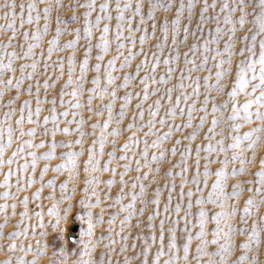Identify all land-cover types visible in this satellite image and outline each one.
Returning a JSON list of instances; mask_svg holds the SVG:
<instances>
[{"label": "snow or ice", "instance_id": "6c2138e0", "mask_svg": "<svg viewBox=\"0 0 264 264\" xmlns=\"http://www.w3.org/2000/svg\"><path fill=\"white\" fill-rule=\"evenodd\" d=\"M196 0H180L178 6L175 7V12L172 18L165 16L162 22L158 21L157 12L163 10L168 13L174 8V0H150L147 4L146 15L144 12L145 3L143 0H103L97 5L96 0H85V3H79L76 0L71 5L72 16L68 19L72 22L77 21L76 10L79 8L86 9L83 12V38L86 41V46L83 50V59L77 61L78 42L81 39L80 28L70 29L66 20H61L57 15L55 36L47 42V55L42 50L37 55L35 49L41 47L44 36L49 29V13L52 11V5L45 4L43 8V17L37 4L32 0L25 4L21 2L17 4L16 0H3L0 3V34L6 37L7 42L0 41V102H3L6 94L12 93V98L7 100L6 110L4 111V120L0 121V170L7 165V171L4 173L3 181L0 182V187L5 190L0 192V198L8 201L12 200L11 216L16 215L17 203L23 205V211L20 212V219L13 226L14 230L4 233L3 229L9 222V214L7 209L9 204H0V213H4V223H0V253H3L6 258L0 260V264H13V254L17 251L32 252L33 247L29 243L26 247L23 243L17 244V238L23 236L28 238L29 235L35 237L37 235L36 228L43 229L45 227L42 210H36L33 215L39 218L38 224H24V219L29 216V189L35 184L39 187L31 193L33 201H39L45 187L53 189L45 197L48 200L56 201L54 192L56 180L49 179L45 181L44 177L49 171V164L45 163L39 171L37 178L36 172L38 163L41 160L51 161L59 159L61 163L56 164L52 171L55 173L67 172V178L60 183L61 196L56 203L48 209L49 216H56V223L52 225L53 230L59 228L61 220H67V215L72 211V203L76 192L78 191L76 182L81 179L83 173V187L79 189L83 194L80 196L78 203L86 210L85 214L88 217V228L86 234L89 237L93 236V229L97 225L108 224L107 234L99 235L95 241L84 242L85 252L95 251L97 247H101L102 251L98 253V259H93L89 252V259L80 261L78 264H113L112 256L116 252L115 246L119 244V254H123V264H132L136 260L135 255L129 256L126 253L129 250V238L131 237V229H141L142 220L146 211L147 225L149 229H154L156 226L152 223L157 217L159 220V236L160 243L151 264H160L161 257L168 258L163 261V264H191L189 260V252L192 241L194 239L192 228H198L195 232V239L199 241L196 245L193 260L195 264H264V260L259 259V249L264 241L261 240V233L264 232V225L257 227V221L253 220L251 231H248L244 225L248 224V217L256 215L253 209L257 212L261 205H264V157L258 162V168L254 173L249 172V168L257 163L256 150L261 144H264V0H221L219 10L217 11V0H213L209 4L208 0H203L202 6L199 8V21L196 26V31L201 33L200 37H196V31H192L191 35L196 37L197 43H192L187 47V51L181 53L180 47L187 45L189 39L191 22L193 20V10L196 8ZM55 7L59 10L64 5L57 3ZM99 8V14L95 17V23L90 19L93 12ZM249 8L252 9L249 12ZM19 9V11H17ZM115 11L116 32H115V54L107 60L106 65L102 63L105 55L110 51L109 39V24L105 23L101 29V21H111L113 19L112 11ZM185 10L187 16L185 17ZM211 10V12H210ZM25 11L27 15H25ZM35 13V14H34ZM126 13H128L126 15ZM139 17L137 21L136 18ZM43 18V28L39 27V22ZM250 18V19H249ZM182 19L188 21L187 24L182 23ZM221 20L223 21L221 23ZM209 21L215 23V28L208 30V35L204 36V25ZM19 22V28L17 27ZM150 22V23H149ZM35 25L34 30L26 28L25 25ZM61 24L64 25L63 29ZM135 24V27L133 26ZM251 24V28L246 26ZM161 33L157 37L158 30ZM149 27L151 34H149ZM100 32L99 42L95 45L92 43L93 31ZM63 31L74 33V38L67 40L61 46L60 38ZM125 32L127 34H125ZM183 33L180 38V33ZM8 33H11L10 35ZM137 33L140 35L137 37ZM243 33V35H240ZM20 36L21 41H17ZM171 36V46L168 45L169 37ZM137 39L139 40V49L137 50ZM158 42L152 45L151 55L149 50L145 48L146 43L151 40ZM257 42L259 51L257 54ZM26 45V47H25ZM21 50L18 53L15 49ZM99 49V53L95 59L98 61L94 65H90V57L93 48ZM165 47H169L168 55L164 56ZM13 48L12 51H7ZM202 49V51H201ZM65 50H70L67 55V79L61 85L59 90V107L63 111H58L57 98L54 96L51 100L40 99V81L38 72L39 68H43V75L48 77L43 82L45 92L48 89H55L57 83L65 76V57L58 53ZM57 54L55 60L52 59L53 54ZM191 54V55H190ZM183 55V65L180 67L179 83L174 87L181 90H186L192 87V92L183 91L178 93L175 98V103L172 102L174 87H166L163 90L156 85H166L173 80V73L176 68L173 67L180 61ZM163 59L161 60V57ZM123 57V59H120ZM142 57L133 68V61ZM239 57L236 64L237 71L232 77V66L235 58ZM199 58V62L197 59ZM5 59L7 62H5ZM213 62L209 66L208 61ZM24 61L20 63L17 69L15 61ZM30 61V62H29ZM51 61V63H50ZM119 61V69L117 62ZM161 62L166 65V71L157 78V69ZM227 66V67H226ZM78 67V75L76 74ZM127 69V71H125ZM213 69L215 72L213 73ZM258 69V70H257ZM51 70V71H49ZM93 70L95 75L90 80V87H86L89 83L87 74ZM208 71V75L203 77L204 92H201L200 77L193 76L194 72ZM19 71V75H17ZM119 71L120 75L117 74ZM143 72V75L141 73ZM187 73V75H185ZM250 73V75H249ZM122 82L117 83L121 79ZM55 79H52V77ZM214 76V79H213ZM231 79L230 90L227 91L228 100L217 104V97L213 96V91L217 96H223L228 88V81ZM36 80V108L33 111L31 99H25L22 105L17 109L16 101L21 94L26 92L29 97L33 93V85L28 84L27 88L23 85L25 81ZM192 81V85L186 81ZM133 82H137L135 86L142 88L141 92L132 91ZM151 87V91L149 90ZM249 88L251 91H249ZM123 89L124 94L118 96L119 90ZM243 94L246 98L243 103L239 101V96ZM137 100L134 108L131 102L134 98ZM203 95V100L199 98ZM68 96L71 99L65 101L64 97ZM150 96H158L153 104H149L145 109V102ZM167 97V104L170 105L164 109V114L160 115L161 99ZM192 97H196L192 103H187ZM122 101L119 104V110L114 111L117 100ZM73 100L75 103H73ZM99 100L98 104L94 101ZM107 102H104V101ZM185 102V107H181V101ZM50 103L52 107L48 109L49 115H45L41 121L40 116L43 111L42 105ZM200 107L197 108L196 104ZM65 105H67L65 107ZM211 105V113L209 112ZM230 105L231 111L226 112ZM255 106V110H253ZM27 109V124L33 125L25 129L24 112ZM185 109L187 117L185 118ZM19 110L20 116L12 126V116ZM132 115L124 126V121L128 118V112ZM145 111H147L148 119L145 120ZM90 115L85 117L84 113ZM103 120L96 119L88 125V121L95 117H104ZM194 113H203L199 116H194ZM35 116V119L33 117ZM71 116L72 119H68ZM211 116L210 126L203 132L202 141L207 143L197 144L195 146L194 174L189 178L190 165L189 157L192 156L191 143L183 145L184 150L179 152V160L172 163L169 159L175 157L178 152L179 145L183 141H195L204 129L205 123ZM61 117L63 120H61ZM77 117H79L77 119ZM177 117L181 118V123H175ZM197 122L194 124L193 121ZM172 121V123H169ZM259 123H255V122ZM7 124L6 129L3 127ZM61 124L64 126L61 127ZM75 127H71V125ZM157 124L160 126L157 128ZM245 125H254L248 131L241 133L240 129ZM86 126L91 128V132L86 130ZM167 128V131L161 132V129ZM147 128V131L144 129ZM220 129L218 132L217 129ZM187 129L182 137L173 141L171 149L165 147V142L172 139L174 133H180ZM230 130V131H228ZM7 132L5 139L4 132ZM47 138L51 135V140L48 142L47 150L40 153L36 150L45 148L46 140L41 139L38 143L34 142L37 132ZM143 133V148L140 149L141 137ZM16 147L11 151V155L5 158L8 149L12 148L14 142V134ZM57 133L63 134L65 137H70L72 134L77 135V139H69L67 143L57 141ZM128 133L125 142L117 148L118 140ZM27 136L29 139H24ZM155 136L156 138L149 143L148 138ZM91 137V143L85 147L86 138ZM217 137H220L217 139ZM231 140V143H225V139ZM214 141V143H213ZM111 145V150L105 152V146ZM74 145H79V149H74ZM67 149L57 153V148ZM155 149L149 158V149ZM252 153L251 158L247 156L248 152ZM117 152L120 155H117ZM205 155L202 157L201 153ZM131 153V155H129ZM230 153V154H229ZM23 154L24 163L18 162ZM86 154V159L83 160V168L81 173L79 158ZM213 154L216 159L214 160ZM105 155L107 159H105ZM221 155L223 158L221 159ZM28 157L31 159L29 160ZM201 159L205 161L203 165V173L201 174ZM122 162V163H121ZM169 163L171 166L164 172V185L168 195L166 202L161 212V187L160 173L161 166L164 163ZM237 162L239 166L237 167ZM16 164V169L13 170L12 165ZM218 163L220 166L214 171H210V165ZM135 165V167H133ZM229 165H232L229 171ZM179 168V172L174 169ZM121 169V171H117ZM147 169L146 171H143ZM129 172H134L135 175L129 179H125ZM108 173L110 178L104 179L103 176ZM251 175L254 179L240 180L242 175ZM119 176L117 181L116 177ZM214 175L215 179L212 182L211 189L208 192L207 198L202 193L201 177H203L204 188L208 187V178ZM15 176V184L11 183L12 177ZM151 177V178H150ZM177 177L179 178V193L177 202L173 206V192L176 191ZM235 178L236 182L231 185V191H227L228 180ZM119 184L118 194L113 197L111 189L113 185ZM104 188H101V185ZM155 184L157 187L152 189ZM169 184L171 185L169 187ZM247 184V191L252 193L244 202L242 215H240L239 225L234 226L232 221L236 217L238 208L236 202L239 200L243 191L242 185ZM71 192L69 193V186ZM252 185L256 187L253 188ZM187 191H185V187ZM15 187V191L12 188ZM139 188V191H137ZM151 190L152 195L149 196ZM25 193L22 198L21 194ZM196 196L195 204L199 206L197 213L193 214V196ZM185 197H187V205H184ZM128 198V203H123L124 199ZM69 201L64 208V215L61 216L57 210V205ZM112 200L113 203H106ZM231 202V203H230ZM137 203L140 207L137 209ZM205 204H212L219 208V211L206 209ZM36 208L40 209L41 205L36 204ZM99 208L100 212L95 214V224L93 223L92 209ZM117 208L116 212L110 213V218L105 221L104 214L106 209ZM184 212L181 216L180 213ZM211 216L209 217V213ZM126 213L120 219L119 231H114L117 216ZM173 213L175 218L173 219ZM195 215L194 220L189 217ZM136 218L135 224L132 223L133 218ZM209 218L215 222V228L212 230V239L209 240L206 225ZM79 219H83L80 216ZM259 220L264 222V216H260ZM181 221L184 222L181 232L187 233L183 238L182 246L177 244V230ZM169 223L167 229L169 240L167 251H165L164 234L165 223ZM192 227L189 228L188 226ZM31 227V233H29ZM62 233L63 229H59ZM84 230L82 229V234ZM41 237L47 233L41 231ZM236 235L243 236L244 239L239 242L238 246L234 237ZM119 237V240L113 238ZM63 239V236H59ZM133 243L131 248H136V240H144L145 247L141 250L143 260L140 264H149V251L151 245L148 240L143 237L140 232H137L135 237H131ZM152 242L155 243V234H152ZM10 241V242H9ZM107 241V243H103ZM216 245L215 251H208V245ZM35 255L31 261H25L23 256H15V264H37V257L43 255L47 249V244L40 246V241H36ZM181 247L183 255H181ZM239 251L236 259H229L235 251ZM61 257L66 259L67 254L63 247L59 248ZM118 254V255H119ZM56 256V252H53ZM207 256L208 260L202 261L201 257ZM219 257V259H216ZM50 264H59L53 260ZM115 264H121L117 260Z\"/></svg>", "mask_w": 264, "mask_h": 264}, {"label": "rangeland", "instance_id": "374dc122", "mask_svg": "<svg viewBox=\"0 0 264 264\" xmlns=\"http://www.w3.org/2000/svg\"><path fill=\"white\" fill-rule=\"evenodd\" d=\"M17 4L21 3V2H24L25 4H27L28 2H32V0H16ZM34 2L37 4V7L40 11V15L41 17H43V8L45 6V4H49V5H52V11L49 13V20H48V24H49V29H48V33L44 36L43 38V41L41 43V47L40 48H37L35 49L37 55L39 56V53L43 50L45 55H47V52H46V49H47V42L48 40H51L54 36H55V29L57 27V23H56V18H57V15H59L61 17V20H66L68 22V27L70 29H75L77 27L80 28V31H81V39L80 41L78 42V48H77V61H80L83 59V50H84V47L86 46V41L84 40L83 38V12L86 11V9H83V8H79L76 10V15H77V21L76 22H72L71 20H69L68 18L72 16V7L71 5L73 3L76 2V0H59V3L61 5H64L65 7H62L60 8L59 10L55 7L56 3H57V0H34ZM101 2H103V0H96V3L97 5H99ZM125 2V0H122V3ZM133 4L135 3V0H132ZM143 2L145 3V9H144V12H145V15H146V11H147V4L150 2V0H143ZM185 3H187V0H184ZM209 4H211L213 2V0H208ZM221 2V0H217V11L219 10V3ZM0 3H3V0H0ZM79 3H85V0H79ZM180 3V0H174V8L168 12V13H165L163 12V10H159L157 12V18H158V21L159 22H162L163 18L165 16H168L169 18H172L174 12H175V7L178 6ZM196 8L193 10V20L191 22V27H190V33H189V39L187 41V45H182L180 47V51L181 53L187 51V47L189 45H191L192 43H197V39L196 37H200L201 36V33L199 31H196V26H197V23L199 21V8L202 6L203 4V0H196ZM113 9H114V0H113ZM2 11V10H0ZM17 11H19V9H17ZM252 9L249 8V12H251ZM211 12V10H210ZM35 14V13H34ZM99 14V8L97 7V9L93 12L92 16H91V20L93 23H95V17L96 15ZM112 16H113V19L111 21H101V29L103 28V25L105 23H108L109 24V28H110V31H109V39L110 41H112V43L110 44V51L109 53H107L105 55V59L103 62H100L102 63V69H101V72H103V65H106L107 63V60L110 59L114 54V49H115V41H114V37H115V32H116V28H115V25H116V20H115V11L113 10L112 11ZM128 13H126L127 15ZM25 15H27V12L25 11ZM185 17L187 16V10H185ZM250 19V18H249ZM136 20L138 21L139 20V17L136 18ZM4 21L3 20H0V23H3ZM223 21L221 20V23ZM150 23V22H149ZM182 23L183 24H187L188 21L186 19H182ZM43 24H44V20L43 18L40 20L39 22V27L42 29L43 28ZM61 28L63 29L64 25L61 24L60 25ZM135 27V24L133 25ZM17 27L19 28V22H17ZM26 28H29L30 31L31 30H34L35 28V25H32V26H29V25H25ZM252 25L251 24H248L246 26V29L247 28H251ZM212 28L214 29L215 28V23L214 22H211L209 21L207 24L204 25V36L206 37L208 35V30ZM192 31H196V37H193L191 35V32ZM9 35L11 33H8ZM125 34H127L125 32ZM149 34H151V29L149 27ZM74 33H69L67 31H63L62 32V35H61V38H60V44L61 46H63L67 40H70V39H73L74 38ZM140 35V33H137V37ZM157 37H160L161 36V33L159 31V25H158V30H157V33H156ZM182 35L183 33L181 32L180 33V38H182ZM240 35H243V33H240ZM99 36H100V32L95 30L93 31V40H92V43L95 45L96 43L99 42ZM21 37L18 36L17 37V41H21ZM0 41H4L5 43L7 42L6 40V37L3 35V34H0ZM158 41L153 39L151 40L150 42L146 43L145 45V48L147 50H149V55H151V51L154 50L152 49V45L156 44ZM168 45L171 46V36L169 37V41H168ZM26 47V45H25ZM140 45H139V40L137 39V50L139 49ZM13 48H9L7 51H12ZM18 53L21 52V50L17 47L15 49ZM3 50H0V52H2ZM202 51V49H201ZM258 51H259V44L257 42V54H258ZM70 52V50H65L63 52H60L58 53V55H61V56H64L65 57V76L63 79H61L57 85H56V88L55 89H48L47 92H45L44 88H43V82L45 79H47L48 77H46L45 75H43V68H39L38 69V72L40 73L39 75V81H40V99L43 101L45 99V96H47V99L48 100H51L54 96L57 98V108H58V111H63L62 108L59 107V90H60V87L61 85L64 83V80L67 79V55L68 53ZM99 53V49H96L95 47L93 48V51H92V54H91V57H90V65H94L95 63H97L98 61H96L95 57L96 55ZM169 53V47H165L164 49V52H163V55L166 56L168 55ZM191 55V54H190ZM57 58V54L54 53L53 54V57L52 59L55 60ZM120 59H123V57H121ZM140 59H142V57H139L137 58L136 60L133 61V68H132V71H134L135 69V64L138 63L140 61ZM163 59V56L161 57V60ZM183 55H181L180 57V61L177 63V64H174L173 67L176 68V71L173 73V80L166 84V85H156V87H160L162 90L166 87H174L175 85H177L179 83V80H178V77L180 75V67H184L183 65ZM239 57L235 58L234 60V64L232 66V73H231V76L234 77L235 76V73L237 71V68H236V64L238 63L239 61ZM5 62L6 59H5ZM24 61H21V60H17L15 61V65L17 66V69H18V66L20 63H23ZM30 62V61H29ZM197 62H199V58L197 59ZM51 63V61H50ZM212 61L211 59H209L208 61V64L209 66L212 65ZM166 65H164L162 62L160 64V66L158 67L157 69V78L159 77V75L163 74L165 71H166ZM227 67V66H226ZM117 69H119V61L117 62ZM258 70V69H257ZM51 71V70H49ZM78 67H77V71H76V74L78 75ZM125 71H127V69H125ZM213 73L215 72V69L212 70ZM118 75H120L119 71L117 72ZM17 75H19V71H17ZM95 75L94 71L93 70H90L87 74V77H88V80H89V83L86 85V87H90L91 84H90V80L91 78ZM141 75H143V72L141 73ZM185 75H187V73H185ZM192 75L195 77V76H199L201 79H200V84H201V92L203 93L204 92V80H203V77L208 75V71L205 70V71H202V72H194L192 73ZM250 75V73H249ZM52 79H55V77L53 76ZM213 79H214V76H213ZM122 82V75H121V79L117 81V83H120ZM31 83L33 85V93H32V96L29 97L27 95L26 92L22 93L20 98L16 101V104H15V107L17 109H19V107L22 105L23 101L25 99H31L32 100V109L33 111H35V108H36V103H35V100H36V80H32V81H25L23 87L24 88H27L28 84ZM134 83V86L132 88V91L133 93L135 94V92H141L142 94V88L140 86H135L137 82H133ZM187 84L189 85H192V81L189 80V81H186ZM151 87L150 86V91H151ZM230 87H231V79H229L228 81V88L226 89V92L223 96H217V94L213 91L212 95L213 96H216L217 97V104H220V103H223L225 101L228 100V97H227V91L230 90ZM183 91H187L188 93H191L192 92V87H188L186 90H181V89H177L174 87V91H173V97H172V102L175 103V98H176V95L178 93H181ZM249 91H251V89L249 88ZM124 94V90L121 89L119 90L118 92V96L119 95H123ZM14 95V90L12 91V93L10 94H6L5 97H4V100L3 102H0V121H3L4 120V111L6 110V107L4 105H6L7 103V100L12 98V96ZM160 97L158 96H150L148 101L145 102V109H147L148 105L149 104H153V102L158 99ZM65 101L71 99L70 97L68 96H65L64 97ZM196 97H192L189 101H187V103H192L193 100H195ZM201 101L203 100V95L200 96L199 98ZM239 101L241 103H243V101L246 99L243 94H241L239 96ZM104 102H107L106 100ZM73 103H75V101L73 100ZM99 103V100H96L94 101V104H98ZM122 103V101H120L119 99L116 101V106L114 108V111H118L119 110V104ZM137 103V100L135 98V95H134V98L131 102V106L134 108L135 104ZM161 104H162V107H161V111H160V115H163L164 114V109L170 105L167 104V97H163L161 99ZM67 105H65L66 107ZM181 107H185V102L182 100L181 101ZM52 107V105L50 103H45L42 105V108H43V111L41 112V116H40V119L41 121L43 120V117L45 115H49V112H48V109H50ZM196 107L199 108L200 107V104L197 103L196 104ZM253 110H255V106H253ZM226 112H230L231 111V108H230V105L227 109H225ZM209 112L211 113V105H209ZM203 113H194L193 115L194 116H199V115H202ZM85 117H87L88 115H90L89 113L85 112L84 113ZM131 115H132V112L129 111L128 112V118L125 119L124 121V126L127 125V123L129 122L130 118H131ZM20 116V112L19 110H17L16 113L13 114L12 116V126L13 128L16 127L14 121L19 118ZM24 116H25V129L29 128V127H32L33 125H29L27 124V109H25V112H24ZM187 117V110L185 109V118L186 119ZM79 117H77L78 119ZM104 118H106V113H105V116L104 117H95L93 116V119L88 121V125H90L91 123H93L96 119H101L103 120ZM33 119H35V116L33 117ZM68 119H72L71 116L68 117ZM148 119V114H147V111H145V120ZM61 120H63V118L61 117ZM210 120H211V116H209L208 118V121L205 123V126H204V129L201 130V134L197 137V139L195 141H183L181 145L177 146L178 147V152H177V155L175 157H171V155L169 154V159L171 160L172 163H175L179 160V152L180 151H183L184 148H183V145L185 144H189L191 143L192 145V156L189 157V160H188V163L190 165V170H189V178H191V176L194 174V171H195V166H194V158H195V146L197 144H201L202 142L203 143H207L206 141H202V137H203V132L207 130V128L210 126ZM181 118L177 117L175 123H181ZM197 121L194 120L193 123L195 124ZM169 123H172V121H169ZM255 123H259L258 121L255 122ZM64 125L61 124V127H63ZM254 125H245L243 128L240 129V132L243 133V132H246L248 131L251 127H253ZM3 127L6 129L7 127V124H4ZM71 127H75V125H71ZM160 126L157 124V128H159ZM86 130L88 132H91V128L90 127H87L86 126ZM144 131H147V128L144 129ZM163 131H167V128H163L161 129V132ZM191 129H187L183 132H180V133H174L173 134V137L172 139H170L169 141H166L165 142V147L168 148V149H171V147L173 146V141L177 138H180L182 137L184 134H186V132H190ZM217 131L219 132L220 129L218 128ZM230 131V130H228ZM18 134V133H15L14 134V142H13V145H12V148L11 149H8L7 152H6V155H5V158H7V156H10L11 155V151L15 149L16 147V142H15V135ZM128 135V133H124V135L122 136V138H120L118 140V144H117V148H119V146L121 144H123L125 142V138L126 136ZM140 137H141V144H140V149L143 148V133L141 132L140 134ZM4 136H5V139L7 138V132L5 131L4 132ZM56 140L59 142V141H64L65 143H67V141L69 139H72V140H75L77 139V135L76 134H72V136L70 137H65L63 134L61 133H57L56 135ZM156 137L155 136H151L148 138L149 140V143H151L152 140H154ZM220 137H217V139H219ZM24 139H29V137L25 136ZM41 139H45L46 140V146L45 148H41V149H38L36 151L42 153L44 151L47 150V145H48V142L51 140V135L49 134V137L45 138L43 136L40 135V132L38 131L37 132V135L35 137V141L36 143H38ZM91 143V137H88L86 138V142H85V147L88 146V144ZM214 143V141H213ZM225 143H231V140L226 138L225 139ZM79 145H74V149H79ZM111 150V145H106L105 146V152L107 153V151ZM62 151H67V149H63V148H57V153H60ZM156 151L155 149H149V158L151 157V154ZM230 154V153H229ZM117 155H120L119 152H117ZM129 155H131V153H129ZM205 154L202 152L201 153V156L203 157ZM247 156L249 158H251L252 156V153L249 151L247 153ZM264 157V144H261L257 147V150H256V161L257 163L255 165H252L250 166L249 168V172L250 173H254L257 168H258V162L259 160ZM105 159H107V156L105 155L104 157ZM214 160L216 159L215 157V154H213V157H212ZM221 159L223 158V155H221L220 157ZM28 159L30 160L31 158L28 157ZM86 159V154L82 157L79 158V161H80V168H81V173H82V168H83V160ZM82 161V162H81ZM18 162L20 164L24 163V157H23V154L21 155V157L19 158ZM45 163H48L49 164V171L48 173L45 175L44 179L45 181L49 180V179H55L56 180V184H55V188H54V192H55V196H56V201L59 200L60 196H61V190H60V183L65 180L67 178V172H63V173H55L52 171V168L58 164V163H61V161L59 159H52L51 161H44V160H41L39 161L38 163V167H37V172H36V175H37V178L39 177V171L40 169L44 166ZM122 163V162H121ZM205 161L203 159H201V174L203 173V165H204ZM171 165L169 163H164L162 166H161V173H160V187H161V204H160V208H161V212H163V206H164V203L166 202V198H167V195H168V192H167V189H165L163 187L164 185V172L166 169H168ZM220 165L218 163H213L210 165V171H214L216 168H218ZM237 167L239 166L238 162H237ZM13 167V170L16 169V164L14 163L12 165ZM133 167H135V165H133ZM231 167L232 165H229V171H231ZM7 165L4 166V168L2 170H0V182L3 181V178H4V173L7 171ZM147 169H144L143 171H146ZM179 168H176L174 169L175 172H179ZM118 173L119 171H121V169H117ZM133 173V174H132ZM132 174V175H131ZM135 175L134 172H129L128 173V176L125 177V179H129L131 177H133ZM104 179H107V178H110L109 174L108 173H105L104 176H103ZM151 178V177H150ZM15 179L16 177L13 176L12 179H11V183L14 185L15 184ZM117 181L119 180V176L117 175L116 177ZM215 179V176L214 175H210L209 178H208V187L207 188H204V185H203V177H201V189H202V193H198L197 195H203L205 198H207L208 196V192L209 190L211 189V185H212V182L214 181ZM240 180H248V179H254L253 176L251 175H248V174H245V175H242L239 177ZM236 182V179L235 178H230L228 180V187H227V191H231V185L234 184ZM76 186H77V189L78 191L76 192L73 200L71 201L73 207H72V211L68 213L67 215V220H61L60 221V224H59V228L56 229V230H53L52 228V225L56 223V216H49L48 215V209L50 207H52V205L54 203H56V201H52V200H48L46 199L45 197H47L48 193L50 191H53V189H50L48 187H45L44 188V191L41 195V199L39 201H33L31 199V193L34 192L38 187H39V184H35L33 185V187L31 189L28 190V192L26 194L29 195L30 197V200H29V216L31 217V219L29 220L28 218H25L24 219V224L26 225H30V224H38L39 223V218L34 216L33 215V212L36 211V210H42L43 213H44V216H43V220H44V225L45 227L43 229L37 227L36 228V232H37V235L35 237H32L31 235H29L28 238H25L23 236H20L17 238V244H18V247H19V244L20 243H23L25 245V247L30 243L33 247V251L32 252H20V251H17L15 254H13V264H15V256L16 255H19V256H23L24 257V260L27 262V261H31L35 255V249L37 247L36 245V241L39 240L40 241V246L43 247L45 244H47V249L45 251V253L39 257H37V264H50L51 261L53 260H56L59 262V264H78V262L80 261H86L89 259V252H90V255L93 259H98V253H100L102 251V248L101 247H97L95 249V251H90L89 252H85L84 255H81V252H84L85 249H84V244L81 243V240H83L84 242H88V241H95V239L101 235L102 233L103 234H107V229H108V224L105 222L103 225H97L94 227L93 229V236L92 237H89L87 234H86V230L88 228V217L87 215L85 214L86 210L78 203L79 201V198L80 196L83 194L81 191H79L80 188L83 187V173L81 175V179L80 181L78 180L76 182ZM171 185L169 184V187ZM101 188H104V185L102 184L100 186ZM155 187H157V185L153 184L151 186L152 189H155ZM187 187H185V191H187ZM242 187L245 189L242 193V195L240 196L239 200L236 202V206L238 208V212H237V215L236 217L233 219L232 223L234 226H240L239 225V220H240V215H242V209L244 207V202L246 201V199L252 195V193H249L247 191V188L249 187L247 184H244L242 185ZM253 188H255L256 186L255 185H252ZM5 189L3 187H0V192H3ZM118 190H119V184L117 183L116 185H113L112 189H111V195L113 197H115L117 194H118ZM12 191H15V187L12 188ZM137 191H139V188H137ZM71 192V185L69 186V193ZM178 193H179V178L177 177V187H176V191L173 192V201H172V204L173 206L175 205V203L177 202V197H178ZM25 193H22L21 194V198L22 196L24 195ZM152 195V192L151 190L149 191V196ZM195 199H196V196L194 195L192 200H193V209H192V212L193 214L197 213L198 210H199V206H197L195 204ZM8 203L9 204V208L6 210L7 213L9 214V222L7 224V226L3 229L4 233L7 234L8 232L10 231H13L14 228L13 226L16 224V222L20 219V212L23 211V205L17 203V208H16V215L15 216H11V212H12V209H11V204H12V200L9 199L8 201H5L4 199L0 198V204H3V203ZM69 201L65 200L63 203H59L57 205V210L59 211L60 215L63 216L64 215V208L68 205ZM106 203H113L112 200H109L107 201ZM123 203H128V198H125ZM231 203V202H230ZM36 204H40L41 205V208L40 209H37L36 208ZM184 205L186 206L187 205V197H185V200H184ZM140 205L139 203H137V209H139ZM204 207L206 209H211L212 211H219V208H217L215 205H212V204H205ZM117 211V208H111V209H106L105 210V214H104V219L105 221H107L110 216L109 214L110 213H113V212H116ZM92 212L94 214L93 216V223L95 224V214H98L100 212V209L99 208H94L92 209ZM253 212H256V215H253V216H250L248 217V224L247 225H244V227H246L248 229V231H251V224H252V221L253 220H256L257 221V227H261L262 225H264V222L260 221L259 220V217L260 216H264V205H261L260 208H259V211L257 212L256 209H253ZM123 215H126V213H122L120 216H117L116 218V222H115V225L113 226L114 228V231H119V223H120V219L122 218ZM149 215V212L146 211L144 213V216L141 218L142 220V225H141V229L137 230L135 228L131 229V237H135L137 235V232L139 231L140 234L145 237L147 240H148V243L151 245V248H150V251H149V256H148V259H149V264H151V260L153 259L154 255H155V252L157 251L158 247H159V243H160V236H159V220H160V217H157L152 223L155 224V228L154 229H149L148 227H146L148 221H147V216ZM181 216L184 215V212L182 211L180 213ZM80 216H83V219H79ZM211 216V212L209 213V217ZM175 218V214L173 213V219ZM190 220H194L195 219V215L192 216V217H189ZM135 220L136 218L134 217L133 220H132V223L135 224ZM0 223H4V213H0ZM215 222L212 221L210 218H209V222L207 223L206 225V229L208 231V239L211 240L212 239V230H214L215 228ZM76 227V231H73V229ZM184 227V222L181 221L180 225L178 226V230H177V244L178 246H182V243H183V238L186 237L187 233H184V232H181L180 229H183ZM189 228H191L192 226L189 225L188 226ZM169 228V223L166 222L165 223V234H164V244H165V251H167V244H168V240H169V233L167 231V229ZM59 229H63V232L61 233L59 231ZM82 229L84 230L83 234H82ZM43 231V232H46L47 235L46 236H43L41 237L39 235V233ZM198 231V228H192V234H193V241H192V244H191V247H190V252H189V260L191 261V264H195V261L192 259L193 256L196 255L195 253V248H196V245L199 243L198 240L195 239V232ZM29 233H31V227H29ZM155 234V237H156V240H155V243L152 242V234ZM63 236V239H59L58 237L59 236ZM73 235L74 237V240L71 241L70 240V236ZM129 238V241H128V244H129V250L128 252L126 253L127 255L129 256H133L135 255L137 257L136 260H133L132 264H140V261L143 260V256L141 255V250L143 247H145L146 245L144 244V240H136L135 243H136V248L133 250L131 248V245L132 243L134 242L132 238ZM117 240H119V237H113ZM235 239V242L238 246L239 242H241L244 237L243 236H240V235H236L234 237ZM261 240L264 241V232L261 233ZM10 242V241H9ZM103 243H107V241H103ZM0 244H4V241H0ZM4 246L6 247L7 245L4 244ZM60 247H63L64 250H65V253L67 254L66 256V259L64 257H61L60 256V253H59V248ZM216 245H213V244H209L208 245V251L211 252V251H215L216 250ZM116 248V252L113 254L112 256V259H113V264H115V262L117 260H120L121 264H123V259H124V256L123 254H119V244H117L115 246ZM53 252H56V256H53ZM119 254V255H118ZM181 255H183V252H182V247H181ZM239 255V251H235L233 256H231L229 259L231 260H234L236 259V257ZM6 256L3 254V253H0V260H3L5 259ZM168 257L167 256H164V257H161V261H160V264H163V261L165 259H167ZM209 257L207 256H204V257H201V260L202 261H206L208 260ZM259 259L261 260H264V243L261 244L260 246V249H259ZM216 259H219V257H216Z\"/></svg>", "mask_w": 264, "mask_h": 264}, {"label": "water", "instance_id": "95a60500", "mask_svg": "<svg viewBox=\"0 0 264 264\" xmlns=\"http://www.w3.org/2000/svg\"><path fill=\"white\" fill-rule=\"evenodd\" d=\"M73 231H76V227L73 229ZM69 238H70V240H71V241H73V240H74V237H73V235H71Z\"/></svg>", "mask_w": 264, "mask_h": 264}, {"label": "bare ground", "instance_id": "6f19581e", "mask_svg": "<svg viewBox=\"0 0 264 264\" xmlns=\"http://www.w3.org/2000/svg\"><path fill=\"white\" fill-rule=\"evenodd\" d=\"M121 138H122V137H121ZM81 162H82V161H81ZM132 174H133V173H132ZM132 174H131V175H132ZM79 181H80V180H79Z\"/></svg>", "mask_w": 264, "mask_h": 264}]
</instances>
